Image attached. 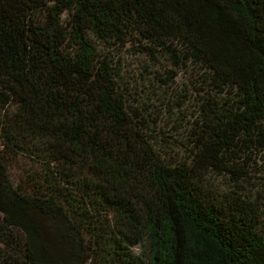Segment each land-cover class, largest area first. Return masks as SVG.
<instances>
[{
	"label": "trees",
	"instance_id": "1",
	"mask_svg": "<svg viewBox=\"0 0 264 264\" xmlns=\"http://www.w3.org/2000/svg\"><path fill=\"white\" fill-rule=\"evenodd\" d=\"M259 152L264 0H0V264H264Z\"/></svg>",
	"mask_w": 264,
	"mask_h": 264
},
{
	"label": "rangeland",
	"instance_id": "2",
	"mask_svg": "<svg viewBox=\"0 0 264 264\" xmlns=\"http://www.w3.org/2000/svg\"><path fill=\"white\" fill-rule=\"evenodd\" d=\"M118 52V54H120L121 56L122 62L125 63V69L129 70L130 68H133L134 71V68H138V56L133 54V50L129 45L124 48H119ZM178 83L182 87V83L187 84L189 83V81L185 77L180 75L178 77ZM187 86L189 85L187 84ZM194 92L195 91L192 88L191 93L194 94ZM191 93L186 92L187 96H189ZM193 96L194 95L191 96L192 101L191 103H189L187 111H185L188 115L190 123L194 120V115L196 114V103H194ZM157 106H159V109L160 107L161 109H163L161 103H158ZM191 113H193L194 115L192 116ZM162 114V118L159 123L160 125L157 128L158 142L162 144L161 146L164 147L165 145V128L167 129L166 135L171 136V138L166 139L169 142L176 143V141L182 140L181 138H183V141H185L183 135L186 136L187 130L189 129V122L187 123L186 120L187 118L184 120V117L181 116L178 119H174L170 116L169 113L165 114V111H162ZM172 125H175L177 128L172 127ZM162 139L164 140V142L161 141ZM176 144L178 145V143ZM253 159L255 162H251L252 166L247 169L248 172L247 176L244 179L245 181H242L240 183L239 188L241 189L243 195L249 196L251 199H256L258 202H260L264 210V152H259V154L254 156ZM214 179V183L221 190H225L228 193L238 190L237 187L233 185V182L230 180V177L228 175H216Z\"/></svg>",
	"mask_w": 264,
	"mask_h": 264
}]
</instances>
